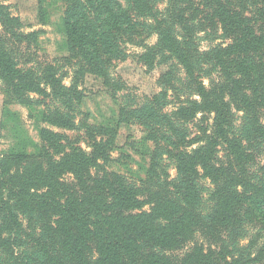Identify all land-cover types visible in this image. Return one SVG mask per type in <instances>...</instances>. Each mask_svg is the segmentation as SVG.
<instances>
[{
    "label": "trees",
    "instance_id": "obj_1",
    "mask_svg": "<svg viewBox=\"0 0 264 264\" xmlns=\"http://www.w3.org/2000/svg\"><path fill=\"white\" fill-rule=\"evenodd\" d=\"M64 1V30L71 53L65 62L75 69L70 86L62 84L53 65L38 73L20 70L0 45V81L14 100L30 105V93H50L64 101L79 102L82 94L78 87L87 73L114 92L121 91L109 67L114 59L124 57L121 45H134L144 49L138 61L148 69L160 57H167L175 60L189 79L198 100L184 102L176 109L175 118L191 122L198 114L207 115L211 125L202 132L196 149L173 155L175 180L167 181V174L153 159L138 188L124 185L114 174H91L110 161L115 130L91 128L94 136H89L90 152H86L78 146L67 148L64 136L42 128L39 137L43 146L37 154L10 153L0 159L3 264H31L17 251L28 236L22 219L38 225L34 235L44 259L40 264L256 262L258 257H236L224 246L207 247L197 242L196 236L236 227L244 219L251 220V214L264 223V184L255 183L246 172L252 160L240 136L244 127L237 132L234 125L235 113H242V124L264 143V3L205 0L195 8L191 0H165V8L159 11L151 0H125L124 4L118 0ZM3 10L0 7V24L18 26V20ZM147 21L151 23L147 25ZM208 26L218 28L227 42L199 52L196 35ZM151 33L157 40L147 47L145 38ZM203 66L218 73L208 86L200 81ZM161 81L169 83L166 74ZM124 114L121 108L119 115L126 121ZM42 117L50 126L75 129L73 118L61 112ZM155 144L153 156H158L162 146ZM219 148L223 149L220 160ZM198 168L214 187L215 205L207 221L196 207ZM66 175L74 185L63 181ZM188 244L192 246L185 250ZM178 252L182 253L176 255Z\"/></svg>",
    "mask_w": 264,
    "mask_h": 264
},
{
    "label": "rangeland",
    "instance_id": "obj_2",
    "mask_svg": "<svg viewBox=\"0 0 264 264\" xmlns=\"http://www.w3.org/2000/svg\"><path fill=\"white\" fill-rule=\"evenodd\" d=\"M159 11L165 8V0H151ZM124 4L125 0H118ZM205 0H191L198 8ZM264 3V0H259ZM235 5L239 7V3ZM241 6V5H240ZM3 12L18 20V26L6 27L0 24V45L12 57L22 71L32 70L36 73L53 65L64 86H70L74 67L65 62L70 57V49L64 30V0H0ZM201 9V6H200ZM250 17V14L244 13ZM150 24V21H147ZM148 31V30H147ZM205 32V33H204ZM34 34L32 37H27ZM157 36L150 34L145 38V45H155ZM220 30L208 26L195 38V47L199 52L225 44ZM124 57L114 59L109 67L112 79L122 86L121 91L114 92L103 84L102 80L92 74H85L78 90L81 101L70 102L52 96H38L30 93V105H22L14 100L0 81V159L10 153L35 155L43 146L39 131L46 128L66 138L64 145L69 148L78 146L90 152V138L94 136L91 128H111L115 130V144L110 153V161L101 168L91 171L92 176L114 174L121 182L130 187H141L146 180L150 163L153 159L159 170L167 174V181L177 177L176 160L173 155L189 153L201 145L203 131L210 128L211 118L198 114L191 122L178 121L175 111L187 100H198L194 89L182 67L173 59L159 58L153 68L148 69L138 61L143 53L142 47L121 45ZM166 74L168 84L161 81ZM200 78L205 86L217 79L218 73L211 66H203ZM125 111L126 121L121 119L120 109ZM58 111L73 118L74 130H65L43 122L44 113ZM243 114L235 113L234 122L252 160L246 172L255 183L264 184V143L250 127L242 124ZM245 122V121H244ZM155 141L160 143L162 151L153 156ZM169 152V153H166ZM223 156L219 148L217 159ZM195 185L199 194L197 210L207 221L214 209L212 197L214 187L209 178L198 168ZM66 184L74 185L70 175L63 179ZM144 210H148L147 207ZM251 220L244 219L240 225L216 233H202L196 241L212 249L226 247L233 256L257 258L252 264H264V223L261 217L251 214ZM260 218V219H258ZM23 232L26 236L17 250L26 255L31 264H40L44 260L36 246L38 225L22 219ZM192 244H188L185 250ZM19 247V243H18ZM182 252L176 253V255ZM30 258V259H29ZM5 258L0 254V264Z\"/></svg>",
    "mask_w": 264,
    "mask_h": 264
}]
</instances>
